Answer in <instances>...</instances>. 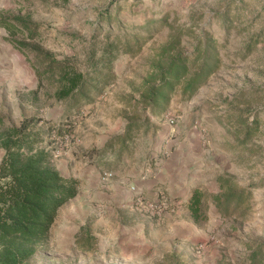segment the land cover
I'll list each match as a JSON object with an SVG mask.
<instances>
[{
    "label": "rangeland",
    "instance_id": "obj_1",
    "mask_svg": "<svg viewBox=\"0 0 264 264\" xmlns=\"http://www.w3.org/2000/svg\"><path fill=\"white\" fill-rule=\"evenodd\" d=\"M13 1L10 14L20 15L37 34L28 39L23 28L11 35L12 42H0L2 53L15 55L0 68V133L29 120L31 129L43 131L47 139L46 123L61 130L73 113L67 102H55L56 85L49 78L39 82L29 60L35 62L33 54L27 57L15 41H29L81 67L96 35L100 44L109 29L119 31L117 23L100 24L102 13L127 27L157 21L139 51L117 56L112 83L93 106L81 108L71 135L55 145L52 164L63 175L75 176L78 193L59 207L47 237L24 264H250L249 254L257 249L262 251L259 264H264V0ZM177 32V51L185 54L192 53L198 36L208 33L221 48V65L191 97H184L178 85L168 107L152 113L146 104L136 103L138 91L157 54ZM167 113L175 121L167 124L174 140L159 136ZM126 121L138 123L135 140L126 143L133 147L126 158L130 163L146 160L149 146L168 140L172 146L196 149L203 159L197 163L203 164L197 173L204 178L197 179L202 193L198 216L183 218L186 224L176 227L177 235L167 245L148 243L147 228H130L133 222L127 231L122 227L130 204L106 208L114 190L96 182V172L104 169L92 170L85 158L105 135L116 133L107 142L106 152L114 150V156H106L104 168L112 173L109 184L118 183L126 167L119 169L117 133ZM3 152L0 147V159ZM145 160L139 161L141 170ZM231 191L240 197L235 208L219 210L214 197ZM135 200L146 216L159 218L163 211L144 197Z\"/></svg>",
    "mask_w": 264,
    "mask_h": 264
},
{
    "label": "trees",
    "instance_id": "obj_2",
    "mask_svg": "<svg viewBox=\"0 0 264 264\" xmlns=\"http://www.w3.org/2000/svg\"><path fill=\"white\" fill-rule=\"evenodd\" d=\"M99 19L100 24L105 21L111 25L117 23L119 31L114 33L109 29L100 44L96 35L86 52L85 63H80L81 67L67 59H56L49 51L29 41H15L17 48L27 57L33 54L35 62L30 57L29 60L39 82L43 78L51 79L56 85L52 97L58 102H67L68 112L73 113L62 123L64 128L61 130L60 127L54 129V125L50 127L48 121L47 139H44L43 131L31 129L29 120L0 133V147L4 150L0 159V264L26 263L47 237L59 207L77 194L78 181L63 175L52 164L55 145L71 135V127L81 108L95 102L105 86L112 83L115 77L113 63L117 56L139 51L157 23L146 21L139 26L127 27L107 11ZM16 21L21 23L19 30L24 28L28 39L36 36L35 28L21 19ZM98 27L100 31L102 25ZM12 32L14 34L15 29ZM180 41L181 34L177 32L171 42L161 48L138 91L136 103L146 104L152 113L168 107L178 85H181L184 97H191L221 65V48L208 33L196 38L191 54L177 51ZM137 124L129 121L125 133L117 139L122 146L126 145V139L134 137L133 128L136 129ZM238 196L239 193L231 191L222 197L215 196L214 203L219 210L228 212L229 208H235L236 200H240ZM200 201L201 194L195 190L187 203L195 218ZM260 254L261 250H252L250 264H259Z\"/></svg>",
    "mask_w": 264,
    "mask_h": 264
},
{
    "label": "crops",
    "instance_id": "obj_3",
    "mask_svg": "<svg viewBox=\"0 0 264 264\" xmlns=\"http://www.w3.org/2000/svg\"><path fill=\"white\" fill-rule=\"evenodd\" d=\"M13 2V0H0V42H12V31L15 29L16 33L19 32L21 23L16 20L21 19V17L18 14H10L13 9L12 7L15 6ZM4 47L0 46V68L3 65L10 64L9 56H11L12 59L15 58L14 54L10 55V53H8L5 55L2 53ZM10 67L12 68V65H10ZM2 72L3 70L0 69V73ZM55 102L57 103L58 101L55 100ZM92 104L88 105L93 106ZM128 123L129 121H126V123L123 124L122 130L117 133L119 136L125 133V128ZM167 124L165 119H163L164 130L160 131V138L162 140L167 137H169L170 140L176 139V137L171 138L174 135L167 129ZM177 133L175 132V134ZM114 135H116V133L105 135L101 139L99 145L92 147L85 153V158L89 164L88 166L92 170L104 169L99 175L98 171L96 172V182L100 181L99 177L101 173L107 171V169L104 168L107 167L105 166L106 156H114V150H111V152L107 150L106 152L107 142ZM134 140L133 137L131 139H126L125 142L128 143ZM166 142H168L166 145L158 143L149 146L147 149V159H144L146 161L144 170L139 168V161H144L141 157L137 159L132 158V163L126 159L133 153V147L119 145V169L122 167V164L125 163L124 166L126 170L123 168L124 176L119 177L118 183L114 182L109 184V179L106 180L107 182L104 181V183H102L108 190H114L110 196L113 197L111 201H105V203L108 201L110 203L109 205L107 204L106 208H121L123 202H126L127 205L130 204L131 213L127 210L129 214L128 217H123L125 222L122 227L125 228L126 231L129 226L128 222H133L130 223V228H135L138 231H143V229L147 228V235L149 238L146 240L148 243L154 241L165 245L170 243L169 241L172 240L171 237L177 235L176 227H178L179 224H186L183 218H189V215L191 216L192 213L189 212L190 210L187 203L195 190H198L202 195L200 191L201 187H199L197 179L204 180V178H201L197 173L198 171L201 172L203 169V164L200 166L197 165L198 161L200 162L203 159L202 157H197V152H194L196 149H187L188 147L185 148L182 147V145L172 146L169 144V140ZM128 150V155L125 156ZM70 177L75 178V176L72 175H70ZM139 197H144L146 201L155 202L158 206L163 207H161L163 210H161L162 213L156 216L159 218H153V215H150L151 217L146 216L141 209L138 208L135 199ZM111 205H113L114 208ZM165 254L168 253L166 252Z\"/></svg>",
    "mask_w": 264,
    "mask_h": 264
},
{
    "label": "built area",
    "instance_id": "obj_4",
    "mask_svg": "<svg viewBox=\"0 0 264 264\" xmlns=\"http://www.w3.org/2000/svg\"><path fill=\"white\" fill-rule=\"evenodd\" d=\"M164 119L169 125H173L175 123L174 118L169 113L164 115ZM110 177H112V173L110 171H104L100 175V180L104 182Z\"/></svg>",
    "mask_w": 264,
    "mask_h": 264
}]
</instances>
